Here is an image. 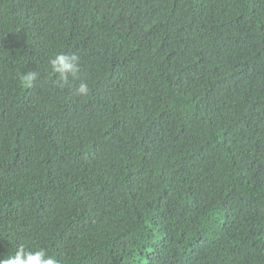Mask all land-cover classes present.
Returning a JSON list of instances; mask_svg holds the SVG:
<instances>
[{
    "label": "trees",
    "instance_id": "16d2710c",
    "mask_svg": "<svg viewBox=\"0 0 264 264\" xmlns=\"http://www.w3.org/2000/svg\"><path fill=\"white\" fill-rule=\"evenodd\" d=\"M21 246L264 264V0H0V259Z\"/></svg>",
    "mask_w": 264,
    "mask_h": 264
},
{
    "label": "clouds",
    "instance_id": "9594fccd",
    "mask_svg": "<svg viewBox=\"0 0 264 264\" xmlns=\"http://www.w3.org/2000/svg\"><path fill=\"white\" fill-rule=\"evenodd\" d=\"M79 56L76 54H53L49 64L53 73L57 76V83L60 86L69 84L70 78L79 79L81 71ZM35 73H28L21 78V82L30 84L35 80ZM89 92L87 83L81 82L75 88V93L81 97ZM0 264H58V261L49 256L44 249L26 250L23 246L14 254L7 258L0 259Z\"/></svg>",
    "mask_w": 264,
    "mask_h": 264
}]
</instances>
